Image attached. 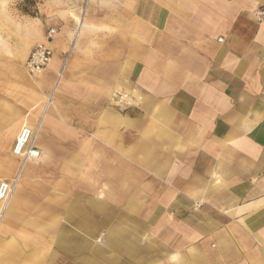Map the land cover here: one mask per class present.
<instances>
[{
  "label": "crops",
  "instance_id": "0c3cea01",
  "mask_svg": "<svg viewBox=\"0 0 264 264\" xmlns=\"http://www.w3.org/2000/svg\"><path fill=\"white\" fill-rule=\"evenodd\" d=\"M119 8L80 29L52 89L0 83L9 138L37 129L38 151L0 223V264H264V0ZM116 87L139 105H111Z\"/></svg>",
  "mask_w": 264,
  "mask_h": 264
},
{
  "label": "rangeland",
  "instance_id": "374dc122",
  "mask_svg": "<svg viewBox=\"0 0 264 264\" xmlns=\"http://www.w3.org/2000/svg\"><path fill=\"white\" fill-rule=\"evenodd\" d=\"M120 4L121 0H0V83L15 84L23 89L34 86L39 88L41 93L46 83H49L52 89L57 82L59 83L57 81L59 70L49 78V81H45L46 73L51 68V60L39 75H30L25 68V62L31 49L37 44L51 47L52 42L53 57L57 55L56 51L59 49L60 65L62 66L66 60L63 75L59 80L63 79L71 62L73 46L80 29L88 24V20H99L106 15H112L115 22L116 17L121 14ZM50 29L55 30L52 38L47 36ZM94 46V43H90L87 33V37L80 43V53L88 55L90 47ZM131 90L133 89L114 88L109 93L110 104L119 110L128 109L115 106L111 101V94L115 91L131 92ZM7 94L3 91L0 93V108L5 113L3 118L8 121L2 124L1 129L3 133L0 136V177L11 176L6 181H12L17 174L21 175L18 169L22 160L13 153L20 130L14 137L9 138L10 120L13 119L15 105L13 99L6 97ZM133 94L135 96L137 92ZM52 100L51 92L45 98V104L51 103ZM32 132V143L35 147L37 129H33ZM31 160H27L26 163ZM15 161L17 168L16 171H12Z\"/></svg>",
  "mask_w": 264,
  "mask_h": 264
},
{
  "label": "built area",
  "instance_id": "2783aa9c",
  "mask_svg": "<svg viewBox=\"0 0 264 264\" xmlns=\"http://www.w3.org/2000/svg\"><path fill=\"white\" fill-rule=\"evenodd\" d=\"M256 15L258 20L264 19V9L260 8L256 11ZM55 34L54 29H50L48 31V38H52ZM53 58V50L51 47L44 44L35 45L25 62V68L30 75H39L43 70L47 68L51 59ZM66 60L60 67L57 72V81L62 77L64 69H65ZM135 89L131 90V92L125 91H115L111 94L112 103L119 108H129V107H137L140 103V98L133 93H135ZM33 132L31 129L27 127H22L17 136L13 153L20 157L22 163L19 166L18 172L20 173L22 168L25 165L27 160L35 159L38 157V151L34 147L33 143ZM19 175L12 181H0V223L4 217V213L7 207L9 195L14 188L15 182L19 180Z\"/></svg>",
  "mask_w": 264,
  "mask_h": 264
},
{
  "label": "bare ground",
  "instance_id": "6f19581e",
  "mask_svg": "<svg viewBox=\"0 0 264 264\" xmlns=\"http://www.w3.org/2000/svg\"><path fill=\"white\" fill-rule=\"evenodd\" d=\"M83 24V23H82ZM23 120H25V119H23ZM27 124V123H26ZM26 124H24V125H26ZM19 125V124H18ZM20 126V125H19ZM20 130V129H19ZM26 163V162H25ZM23 168V167H22ZM22 168H20V170L22 169ZM22 172V171H21ZM20 176V175H19ZM18 187H19V181H17V182H15V185H14V188L12 189V191H11V193H10V195H9V198H8V203H7V207H6V210H5V214H6V212H7V210H8V207H9V203L11 202V200L13 199V197H14V194H15V192H16V190L18 189ZM4 214V215H5Z\"/></svg>",
  "mask_w": 264,
  "mask_h": 264
}]
</instances>
